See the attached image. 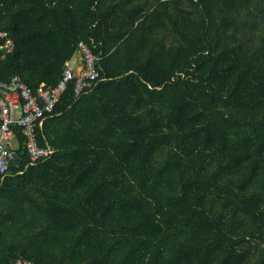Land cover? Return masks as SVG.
Returning <instances> with one entry per match:
<instances>
[{"label":"trees","instance_id":"obj_1","mask_svg":"<svg viewBox=\"0 0 264 264\" xmlns=\"http://www.w3.org/2000/svg\"><path fill=\"white\" fill-rule=\"evenodd\" d=\"M0 30V82L56 84L80 40L101 77L49 157L15 128L0 264H264V0H0Z\"/></svg>","mask_w":264,"mask_h":264},{"label":"built area","instance_id":"obj_2","mask_svg":"<svg viewBox=\"0 0 264 264\" xmlns=\"http://www.w3.org/2000/svg\"><path fill=\"white\" fill-rule=\"evenodd\" d=\"M1 57L11 52L14 41L6 30H0ZM92 44V45H91ZM80 40L76 45L75 56L66 61L56 84L45 86L43 83L31 88L19 75L8 81L0 82V179L8 169L17 143L15 128L24 139L29 164L50 156L53 149L38 142L37 128L49 114L62 94L70 88L74 97L93 89L101 80L97 69L99 56L93 51V43ZM15 264H34L32 261L18 259Z\"/></svg>","mask_w":264,"mask_h":264},{"label":"crops","instance_id":"obj_3","mask_svg":"<svg viewBox=\"0 0 264 264\" xmlns=\"http://www.w3.org/2000/svg\"><path fill=\"white\" fill-rule=\"evenodd\" d=\"M74 57H76V56H75V52H74V54L72 55V57H71L69 60L73 59ZM67 61H68V60H67Z\"/></svg>","mask_w":264,"mask_h":264},{"label":"rangeland","instance_id":"obj_4","mask_svg":"<svg viewBox=\"0 0 264 264\" xmlns=\"http://www.w3.org/2000/svg\"><path fill=\"white\" fill-rule=\"evenodd\" d=\"M16 145H17V143L16 142H13L12 147H16Z\"/></svg>","mask_w":264,"mask_h":264},{"label":"water","instance_id":"obj_5","mask_svg":"<svg viewBox=\"0 0 264 264\" xmlns=\"http://www.w3.org/2000/svg\"><path fill=\"white\" fill-rule=\"evenodd\" d=\"M13 156H15V153H13Z\"/></svg>","mask_w":264,"mask_h":264}]
</instances>
